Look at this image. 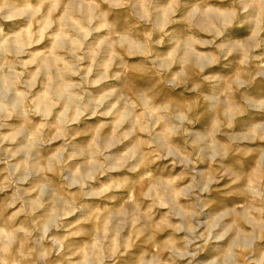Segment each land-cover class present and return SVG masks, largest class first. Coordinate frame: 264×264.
<instances>
[{"label":"rangeland","instance_id":"374dc122","mask_svg":"<svg viewBox=\"0 0 264 264\" xmlns=\"http://www.w3.org/2000/svg\"><path fill=\"white\" fill-rule=\"evenodd\" d=\"M0 264H264V0H0Z\"/></svg>","mask_w":264,"mask_h":264}]
</instances>
